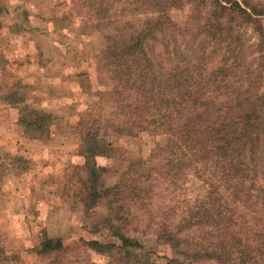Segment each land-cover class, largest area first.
I'll use <instances>...</instances> for the list:
<instances>
[{"label": "trees", "instance_id": "trees-1", "mask_svg": "<svg viewBox=\"0 0 264 264\" xmlns=\"http://www.w3.org/2000/svg\"><path fill=\"white\" fill-rule=\"evenodd\" d=\"M203 1L135 0L153 15L139 30L107 37L102 58L113 84L101 92L97 113L80 122L84 162L73 196L86 216L103 205L89 228L113 240L87 242L109 255V264H156L132 235L137 230L153 231L170 250L165 264H264V1ZM189 5L186 21L176 23L169 12ZM245 27L256 34L251 62L244 55ZM216 55L218 63L208 65ZM103 101L111 106L107 114ZM24 107L26 130L47 133L53 116ZM108 131L163 133L167 140L108 184L110 168L96 163L118 150ZM191 169L207 190L181 211L177 201ZM160 194L170 199L157 213ZM61 244L45 237L41 250Z\"/></svg>", "mask_w": 264, "mask_h": 264}, {"label": "rangeland", "instance_id": "rangeland-1", "mask_svg": "<svg viewBox=\"0 0 264 264\" xmlns=\"http://www.w3.org/2000/svg\"><path fill=\"white\" fill-rule=\"evenodd\" d=\"M134 3L0 0V264L110 263L109 255L92 249L87 242L113 240L89 228L104 210L103 205L86 216L73 194L79 166L84 162L79 148L80 122L88 112L97 113L101 92L110 90L113 84L102 58L107 37L139 30L153 15ZM169 13L181 25L190 14V5ZM241 33L244 55L251 62L258 55L256 34L249 27ZM187 36L191 40L192 33ZM157 51L162 52L159 44ZM161 55L169 67L171 60ZM218 59L214 56L208 65L215 66ZM24 106L53 116L47 133L36 136L37 132L26 130L20 122ZM99 106L104 114L111 110L106 101ZM107 139L118 150L113 156H97L96 163L110 168L105 173L109 184L129 162L145 161L152 149L166 143L167 137L148 131L134 135L108 131ZM158 162L156 158L151 164ZM206 190V183L191 169L177 207L185 211L187 204ZM164 196H155L157 213L160 203L170 199ZM132 235L156 264H165V255L171 252L157 242L153 231L137 230ZM45 237L61 239V248L42 251Z\"/></svg>", "mask_w": 264, "mask_h": 264}]
</instances>
